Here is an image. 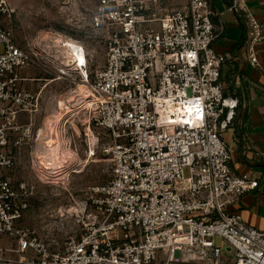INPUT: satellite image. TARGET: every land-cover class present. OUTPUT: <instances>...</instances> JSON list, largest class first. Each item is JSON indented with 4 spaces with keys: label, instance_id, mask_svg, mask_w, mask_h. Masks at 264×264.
Listing matches in <instances>:
<instances>
[{
    "label": "built area",
    "instance_id": "built-area-1",
    "mask_svg": "<svg viewBox=\"0 0 264 264\" xmlns=\"http://www.w3.org/2000/svg\"><path fill=\"white\" fill-rule=\"evenodd\" d=\"M227 1L244 21L247 59L262 70L256 51L262 22L246 0ZM160 2L98 0L91 34L105 39L107 53L97 71H91L94 54L75 41L85 56L75 70L85 87L79 100L92 107L90 127L107 138L111 180L93 189L85 234L51 252L17 229L30 194L3 173L13 160L5 151L8 125L36 113L39 98L20 86L21 71L37 65L38 54L2 26L14 10L0 0V239H17L19 255L9 259L0 247V264H151L162 249L195 250L212 264L230 255L231 264H264V230L231 210L259 181L233 169L235 150L223 139L239 106L225 94L226 59L214 49L224 26L214 23L210 0H187L163 14ZM23 127L16 132H29ZM251 149L264 165V153Z\"/></svg>",
    "mask_w": 264,
    "mask_h": 264
},
{
    "label": "rangeland",
    "instance_id": "rangeland-1",
    "mask_svg": "<svg viewBox=\"0 0 264 264\" xmlns=\"http://www.w3.org/2000/svg\"><path fill=\"white\" fill-rule=\"evenodd\" d=\"M8 1L14 13L2 26L11 31L18 45L38 54V64L21 71L26 81L20 86L38 96L39 106L36 113L23 114L8 125L13 129L6 131L5 151L13 160L3 173L16 188L25 183L30 194L17 229L37 238L51 252L63 251L67 243L85 234L93 212V189L111 180L112 164L103 150L107 138L103 131L90 127L92 107L79 100L84 87L60 43V39L85 43L94 54L92 72L105 65V39L95 38L90 28L98 0ZM59 102L66 106L60 108ZM20 126L29 132H16ZM223 139L227 145L232 143L230 130L223 133ZM17 140L21 146H15ZM58 158L60 171L53 175L50 166ZM221 242L216 239L217 245ZM0 247L8 249L5 257L19 258L17 239L4 237ZM231 261L232 255L225 264ZM151 264L212 263L195 250L171 253L162 249Z\"/></svg>",
    "mask_w": 264,
    "mask_h": 264
},
{
    "label": "crops",
    "instance_id": "crops-1",
    "mask_svg": "<svg viewBox=\"0 0 264 264\" xmlns=\"http://www.w3.org/2000/svg\"><path fill=\"white\" fill-rule=\"evenodd\" d=\"M246 1L264 28V0ZM210 2L214 23L224 26V33L215 41L214 49L226 59L221 68L225 94L239 100L234 125L229 129L232 143L228 146L235 150L232 166L237 173L250 172L259 181L258 187L231 210L240 214L247 224L264 230V165L251 149L264 153V39L256 47L261 70L253 67L246 57V27L242 17L227 10V0ZM186 4L187 0H161V14ZM21 77L25 79L22 74ZM243 135L248 137L247 142L242 140Z\"/></svg>",
    "mask_w": 264,
    "mask_h": 264
},
{
    "label": "bare ground",
    "instance_id": "bare-ground-1",
    "mask_svg": "<svg viewBox=\"0 0 264 264\" xmlns=\"http://www.w3.org/2000/svg\"><path fill=\"white\" fill-rule=\"evenodd\" d=\"M60 43L63 44L64 49L66 50V52L70 56V60H71L70 63L73 64L75 68L77 67V63H81L80 62L81 58L83 59V63L85 62L84 49H83V47L80 44L76 43L72 39L71 40L70 39H60ZM83 63H81V65ZM83 91H85V87H84V90ZM82 93H84V92H82ZM65 106L66 105H65L64 102H59V107L60 108H63ZM68 108L69 107L67 106V109ZM61 162H62L61 161V158H58V162L52 163V165L50 166L51 174L54 175V174H56V173H58L60 171V169H58V166L57 165L59 163H61Z\"/></svg>",
    "mask_w": 264,
    "mask_h": 264
},
{
    "label": "snow or ice",
    "instance_id": "snow-or-ice-1",
    "mask_svg": "<svg viewBox=\"0 0 264 264\" xmlns=\"http://www.w3.org/2000/svg\"><path fill=\"white\" fill-rule=\"evenodd\" d=\"M80 62L83 63V59L82 58H81Z\"/></svg>",
    "mask_w": 264,
    "mask_h": 264
},
{
    "label": "water",
    "instance_id": "water-1",
    "mask_svg": "<svg viewBox=\"0 0 264 264\" xmlns=\"http://www.w3.org/2000/svg\"><path fill=\"white\" fill-rule=\"evenodd\" d=\"M228 250H231L230 248Z\"/></svg>",
    "mask_w": 264,
    "mask_h": 264
}]
</instances>
